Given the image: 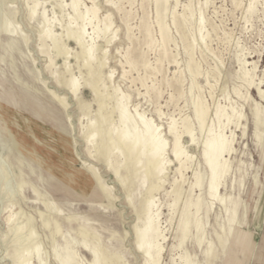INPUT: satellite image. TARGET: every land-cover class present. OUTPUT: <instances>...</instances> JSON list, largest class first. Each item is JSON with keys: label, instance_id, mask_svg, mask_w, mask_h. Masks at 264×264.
Segmentation results:
<instances>
[{"label": "rangeland", "instance_id": "374dc122", "mask_svg": "<svg viewBox=\"0 0 264 264\" xmlns=\"http://www.w3.org/2000/svg\"><path fill=\"white\" fill-rule=\"evenodd\" d=\"M30 1L0 0V29L8 19L15 32L0 31V264H62L59 258L70 252H75L80 264L92 260L144 264L138 245L150 201L155 202L151 213L163 232L159 264H185L182 256L187 254L190 264H264V125L257 124L253 114L255 102L264 108V0H170V8L178 2L177 14L183 13L177 27L170 10L157 15L156 0H122L120 10L96 0L101 14H110L113 21L111 35L100 26L96 39L91 37V24L86 23L81 34L71 0L63 11L54 1L40 4L31 18ZM42 9L48 18L64 21L62 26L53 23L54 32L45 46L48 53L40 51L38 37L44 23ZM159 18L169 27V43L162 44ZM147 28L151 37L144 34ZM60 47L66 53L61 54ZM128 51L140 54L138 65L130 67L126 62ZM190 53L192 67L200 70L194 78L188 67ZM50 56L53 67H48ZM156 66L162 69L153 71ZM72 75L81 84L77 92L70 89ZM199 95L210 107L205 126L219 128L215 114L219 106L243 114L244 134L234 123L226 128L235 135L223 202L221 188L218 200L207 192L203 158L207 127L200 129L192 104ZM126 98L128 105L122 103ZM136 109L162 130L154 135L138 119L140 149L128 147L122 135L124 117L132 119ZM172 120L178 129L187 120L195 130L193 144L186 135L181 139L192 156L183 178L168 133ZM154 147L160 149L156 157L150 154ZM111 154L118 159L116 172L108 167ZM163 158L169 163L163 165ZM89 167L98 172L107 195ZM195 173L201 175L200 187ZM176 181L182 184L178 196L171 192ZM198 200L201 206L196 213ZM13 212L14 220L8 225L7 217ZM27 217L29 228L20 233L25 236L21 238L16 233ZM186 219L189 231L181 244ZM17 236L25 238L18 246L13 242ZM94 240L100 247L92 244Z\"/></svg>", "mask_w": 264, "mask_h": 264}, {"label": "bare ground", "instance_id": "6f19581e", "mask_svg": "<svg viewBox=\"0 0 264 264\" xmlns=\"http://www.w3.org/2000/svg\"><path fill=\"white\" fill-rule=\"evenodd\" d=\"M51 1H54L56 2V6H58V8H60L62 11L63 9L68 5V2L67 0H31L30 4H29V10H28V16L31 18L33 17L34 13L36 12L38 6L41 4V5H44L46 3H49ZM256 1V0H255ZM258 1V0H257ZM91 4L90 5H82V3L80 2V0H71V2L69 1V3H71L74 7V10H75V19L79 21V25H80V29L81 30V34H85V25L86 23L88 24H91L93 26V32H92V39H96L98 38V36L96 35L97 33V29L100 27V26H105L107 29H108V32L110 33L111 35V32H112V26H113V21L111 19V16L110 14H101L100 12V8H98V6L96 5V0H90ZM124 2V1H123ZM105 3L112 6L113 8H116L118 10L121 9V6H122V0H105ZM142 3V2H141ZM170 0H156V13L157 15L160 17L162 14H163V11H168L170 10L171 14H172V21L173 23L176 25V27L180 24L179 22V17L181 16L182 17V14L180 16H178L179 14H177V11H176V7H177V3L178 2H175L176 4L174 6H172V8H170ZM236 3V2H235ZM254 3V2H253ZM252 3V4H253ZM55 4V3H54ZM121 4V5H120ZM143 4V3H142ZM142 4H141V7H142ZM144 5V4H143ZM190 5V4H189ZM189 5H188V8H189ZM238 5V4H237ZM131 6V5H130ZM125 7V6H124ZM140 7V8H141ZM187 7V6H185ZM252 7V6H250ZM125 9V8H124ZM133 9V8H132ZM142 9V8H141ZM192 9V8H191ZM43 10V9H42ZM45 10V9H44ZM43 10L42 13V16H40V18L42 17L41 20H43V22H41V20L39 21V23H43L42 25V28L39 29V33H38V37H39V41H41V50L42 52H46L48 53V51H46L45 49V46L48 44V39L50 38L51 36V32H54V28H53V23L54 22H58L61 26L63 25V18H48V16L45 14V11ZM249 10V9H248ZM252 10V9H251ZM130 11V10H129ZM127 11V12H129ZM122 12V11H120ZM124 12V11H123ZM134 12V11H133ZM194 11L192 10V13ZM9 13H11V17H13L14 15V11L12 12L9 11ZM8 13V17L6 18H9L10 17V14ZM40 13V15H41ZM130 14V13H129ZM135 14V13H134ZM187 14V13H186ZM166 15V14H164ZM185 15V14H184ZM189 15V14H188ZM53 16V15H52ZM56 16V15H55ZM130 16V15H129ZM194 16V15H193ZM72 16L69 17V19L71 20ZM121 17V16H120ZM189 17V16H188ZM129 18V17H128ZM185 18V17H184ZM10 19V18H9ZM130 19V18H129ZM161 18H159V27H160V30H161V34H162V37H163V43L162 44H166V43H169L171 41V34H170V30L168 29V25H166L165 21L163 20H160ZM187 19V18H186ZM185 19V20H186ZM189 19V18H188ZM187 19V21H188ZM75 20V21H76ZM192 20V19H191ZM6 22L4 23L3 27H2V30L0 29V31H3L1 33H7V34H11V35H14L15 32L13 33V28L10 26L11 23V20H8L6 19L5 20ZM11 22V23H10ZM72 22V21H70ZM131 22V21H130ZM40 23V24H41ZM50 23V24H49ZM73 23V22H72ZM76 23V22H75ZM172 23V22H171ZM186 23V22H185ZM131 24V23H130ZM128 24V25H130ZM198 24V23H197ZM187 25V24H186ZM200 27L202 26V20L199 21V24H198ZM70 26V25H69ZM184 26V25H183ZM182 26V27H183ZM14 27V26H13ZM41 27V26H40ZM75 27V26H73ZM174 27V26H173ZM174 27V28H176ZM15 28V27H14ZM72 28V26H71ZM79 28V26L77 27ZM181 28V26H180ZM12 29V30H11ZM17 29V28H16ZM15 29V30H16ZM73 29V28H72ZM188 29V28H187ZM213 29V28H212ZM176 30V29H175ZM180 30V29H179ZM11 31V32H10ZM18 31V29L16 30V32ZM214 31V30H213ZM76 32V31H75ZM129 32V38H131V34H130V29L128 30ZM177 32V31H176ZM183 32V31H182ZM21 33V32H20ZM19 33V34H20ZM179 33V32H178ZM18 34V33H17ZM16 34V36H17ZM115 34V33H114ZM113 34V35H114ZM144 34L148 37H151L152 36V31L147 28L144 32ZM188 34V33H187ZM19 36V35H18ZM24 36V35H22ZM185 36V35H184ZM211 36V35H210ZM66 37V36H65ZM100 37V36H99ZM22 39L26 40L28 42V39L26 37V35L24 37H21ZM53 38V37H52ZM62 38V37H61ZM82 38H84L82 36ZM101 38V37H100ZM112 38H114L112 36ZM211 39V38H210ZM209 39V40H210ZM82 41H84V39H81ZM50 41V40H49ZM55 41V39H54ZM186 41V40H185ZM188 41V40H187ZM80 42V41H79ZM85 42V41H84ZM207 42V41H206ZM83 43V42H81ZM187 43V42H186ZM84 44V43H83ZM188 44V43H187ZM205 44V43H204ZM14 45V43H13ZM58 45V44H57ZM86 45V43H85ZM49 46V45H48ZM53 46V45H52ZM87 46V45H86ZM91 47H94V45H90ZM207 46V45H206ZM50 47V46H49ZM55 47V46H54ZM58 47V46H57ZM90 47V48H91ZM188 47V46H187ZM191 47V46H190ZM61 50L59 51L61 54L62 53H66V50L65 48L63 47H60ZM59 48V49H60ZM210 48V47H209ZM208 48V49H209ZM50 49V48H49ZM67 49V47H66ZM92 49V48H91ZM130 49V48H129ZM207 49V48H206ZM68 50V49H67ZM128 50V49H127ZM205 50V49H204ZM132 51V50H131ZM190 51V50H189ZM203 51V50H202ZM51 52V51H50ZM88 52V50H87ZM129 52V51H128ZM69 53V52H68ZM44 54V53H43ZM85 54L86 51H85ZM215 54V53H214ZM64 55V54H63ZM62 55V56H63ZM89 55V54H88ZM136 56L133 55L132 52H129L128 56H127V61L130 65V67H133L136 65H138L137 63V60H138V57L140 56V54H135ZM217 55V54H216ZM215 55V56H216ZM61 56V55H60ZM87 56V55H86ZM91 56H94V55H91ZM190 58H189V64H188V67H189V72L191 73L190 75L194 78L196 76H198L200 73L198 70V68H193L192 67V61H193V56H192V53H190ZM66 57V56H65ZM70 57V55H69ZM68 57V58H69ZM88 57V56H87ZM95 57V56H94ZM90 58V56H89ZM66 59V58H65ZM94 59V58H93ZM55 60V59H54ZM67 60V59H66ZM89 60V59H87ZM84 59V62L87 61ZM171 60V59H170ZM174 60H175V57H174ZM69 61V60H68ZM177 61V60H175ZM137 62V63H136ZM88 63V62H87ZM93 63V62H92ZM103 63V62H102ZM55 64V62H54ZM67 64V63H66ZM104 64V63H103ZM194 64V63H193ZM145 66L147 65V62H145L144 64ZM245 65V63H244ZM48 66V65H47ZM67 66V69L70 70L68 68L69 65H66ZM88 66V65H87ZM48 67H53V60L50 56V62H49V66ZM163 67V66H162ZM200 67V66H199ZM86 68V66H85ZM201 68V67H200ZM199 68V69H200ZM215 68V67H214ZM72 69V68H71ZM158 69H162L161 67H152V70L153 71H157ZM214 70V69H213ZM66 71V70H64ZM71 71V70H70ZM69 71V73H70ZM88 71V70H87ZM218 72V71H216ZM180 73V71H179ZM245 75L247 74V71L244 72ZM71 74V73H70ZM182 74V72H181ZM202 74V73H201ZM216 74V73H215ZM183 76V75H182ZM77 78V77H76ZM74 77V75H72V78L70 79V82H71V88L72 89V92H77V90L79 89L80 87V82ZM87 78V77H86ZM179 78V77H178ZM177 79V78H176ZM207 79V78H206ZM90 80V79H89ZM144 80V79H143ZM141 81V80H140ZM143 82V81H142ZM181 82V81H180ZM168 83V81H167ZM166 83V84H167ZM197 83V82H196ZM178 84V83H177ZM194 83H192L191 85V91L193 90L194 88ZM170 86V85H169ZM174 86V85H172ZM198 86V84H197ZM151 87V86H150ZM200 87V86H199ZM257 89L259 91V93H261L262 95V89L260 88V84H258L257 86ZM82 88V87H81ZM152 88V87H151ZM201 88V87H200ZM213 88V87H212ZM154 89V88H153ZM202 89V88H201ZM80 90V89H79ZM148 90V89H147ZM151 90V89H150ZM200 90V89H199ZM202 92V91H201ZM93 93V92H92ZM198 93V92H197ZM54 99H56L61 105L62 104V100H59L56 96L52 95L51 93H49ZM77 95V93H74ZM180 94V93H179ZM264 94V93H263ZM75 95V96H76ZM198 95V94H197ZM202 95V94H201ZM95 97V96H94ZM125 97V96H124ZM129 97V96H128ZM173 97V96H172ZM180 97V96H179ZM62 98V97H61ZM78 98V97H77ZM131 99V98H129ZM193 99V98H192ZM128 98L126 99H122V103L124 105H128ZM204 99L199 95L197 97V99L194 100V102H192V104L194 105V113H195V116H196V119H197V122H198V125L200 127V129H204L205 127H207V134L205 135V138L203 140V158H204V161H205V164L207 165V170H208V181H207V192L209 194L210 197H212V199H219V190L221 188V202L224 201V197L222 195V191H223V187L224 185L227 183V180H228V175H229V172H230V166H229V163L228 161L230 157H232V155L234 154V146H233V141H234V135L235 133L232 132V134H228L226 132V128L234 123L236 125V129L238 127H241V119L243 117V114L242 113H238L236 112V109H232V111H229L228 109H226L225 107H217L216 109V117H217V123H218V129H214L212 125H206V120H207V116H208V112H209V108L208 106L205 104L206 102L203 101ZM130 101V100H129ZM96 102V101H95ZM121 104V103H120ZM64 107V106H63ZM88 109V108H87ZM129 109V108H128ZM127 110V109H126ZM133 110V109H132ZM100 111V109H99ZM131 113V112H130ZM134 114V115H133ZM132 115V119L130 118H125V130L123 131V139L125 141V144L130 147V148H134V149H140L141 146L143 145V138L139 132V130L137 129L136 127V121L139 119L141 120V122L147 126V128L152 131V133L154 135H159V133H161L162 130H160V126L159 125H155L151 120L147 119V118H144L143 115L137 111L136 109V112L133 113ZM253 114L255 116V119H256V122L257 124H262L264 125V108L263 106L261 105L260 102H255L254 104V108H253ZM118 115V114H117ZM159 115H161V112H159ZM99 117V116H98ZM114 119V118H113ZM114 121V120H113ZM154 121V120H153ZM89 122V121H88ZM213 122V120H212ZM193 123H190L189 121L185 120L184 123H183V126L180 127L179 129L177 128L176 126V122L175 120H172V122H170L169 126H168V133H170L173 137V153H174V156H175V160L178 162L177 164H179L177 170L178 172L181 174V177L183 178V170L186 169V168H189V164L191 162V159H192V156L190 154H188L187 152V149L185 150L184 149V146L182 145V142H181V139L184 135H186V137H188L190 139V142L193 144L196 140V137H195V130L193 128ZM86 126V125H85ZM142 126V125H141ZM242 130V133L244 134L245 130L244 128H240ZM143 130H144V127H143ZM90 131V130H89ZM93 131H94V128H93ZM91 132V131H90ZM145 132V130H144ZM150 133V132H149ZM148 133V135H149ZM96 133H94L95 135ZM163 134V133H162ZM147 135V134H145ZM164 136V135H163ZM257 136H259V134H257ZM93 137V136H92ZM151 137V135H150ZM162 137V136H161ZM165 137V136H164ZM158 139V138H157ZM89 140V139H87ZM100 140V139H99ZM150 140V139H149ZM95 141V140H94ZM164 141V139H163ZM151 142V141H150ZM154 142V141H153ZM90 143V142H89ZM96 144V143H95ZM149 144V143H148ZM169 144V143H168ZM99 147V146H98ZM152 147V146H151ZM100 149V148H99ZM166 149V148H165ZM97 151V150H96ZM160 151V149L158 147H154L153 150L151 151V156L152 157H156V155L158 154V152ZM187 151V152H186ZM102 152V151H101ZM111 153H114L113 151H110ZM99 154V153H98ZM166 154V153H165ZM164 154V155H165ZM101 156V155H100ZM118 156V154H117ZM110 157V156H109ZM167 157V156H166ZM104 158V157H103ZM168 158V157H167ZM120 159V158H119ZM169 159V158H168ZM105 160V158H104ZM161 160V159H160ZM166 159L163 158V165H165L166 163H169L168 161L165 162ZM103 161V159H102ZM108 161V160H107ZM138 161V160H137ZM108 163V167L112 170H114L116 172L117 170V167H118V159L116 157L115 154H111V158L109 159V161L107 162ZM120 163H121V160H120ZM120 166V165H119ZM139 167V166H138ZM164 167V166H163ZM124 168V167H123ZM152 168V167H151ZM156 168V167H155ZM92 174H93V177L94 179L100 184V187L102 189V191L104 193H106L107 195V190H106V185L104 186L102 184V182L100 181L99 177H98V172L96 173V171L93 169V167H89L88 168ZM119 169V168H118ZM166 169V167H165ZM161 170V169H160ZM139 172V171H138ZM138 176V175H137ZM154 176V175H153ZM195 176H196V182L195 184L196 185H199L198 187H200L201 185V175L200 173H195ZM163 179V178H162ZM137 180V179H136ZM180 180V179H179ZM146 181V180H145ZM165 181V180H164ZM183 181V180H182ZM163 183V182H162ZM162 185V184H161ZM182 184L179 183L178 181L175 182V185L174 187L172 188V193H175L176 196H178L180 193H181V190H182ZM157 187V186H155ZM197 188V187H196ZM132 189V188H131ZM154 189V188H153ZM153 196V195H151ZM173 196V194H172ZM10 199V198H9ZM130 199V198H129ZM176 200V197L174 198V201ZM191 201V200H190ZM11 203V202H9ZM8 203V204H9ZM155 202L153 201H150L148 203H146V219H145V222H144V226L142 225V229H143V236H142V239L138 245V248L140 249V251H143L144 253V264H159V258H160V255H161V252H162V245L160 243V239L161 237H163V232L162 230L158 227V224H157V220L155 218V216H153V214L151 213V210L153 208V204ZM5 205V204H4ZM7 205V204H6ZM5 205V206H6ZM190 205H191V202L186 204L185 205V208L184 209V213L185 215H188L189 214V208H190ZM171 206H172V203H171ZM196 206V213L199 212L200 210V201L198 200L195 205ZM8 206H6L7 208ZM144 208V207H143ZM142 208V209H143ZM5 209V208H3ZM7 209H10V211L12 212V208H7ZM6 209V210H7ZM171 209V207L169 208ZM4 211V210H3ZM10 213V212H9ZM17 213V212H16ZM142 214V213H141ZM144 214V213H143ZM9 215V214H8ZM144 216V215H143ZM172 216V215H171ZM198 216V215H197ZM14 212L12 214H10L8 217H7V223L8 225H10L12 223V221L14 220ZM141 218V217H140ZM170 218V217H169ZM197 217H195L196 219ZM182 220V219H181ZM18 221V220H17ZM29 223H30V220L29 218L27 217V220L24 221V225L23 227L21 228V226L19 225V229L21 228L22 230L19 232V230H17V233L15 232V228L13 226V230H14V234H18L19 237L23 238L24 235H21L20 233H25L26 230L29 228ZM201 223L199 220L196 221V228L198 231L201 230ZM17 227V226H16ZM11 229V228H10ZM139 230V229H137ZM196 230V231H197ZM141 231V230H140ZM139 231V233H140ZM182 231L184 233V238L181 240V244L184 242V239L186 238L187 234H188V231H189V220H185L183 225H182ZM13 234V235H14ZM17 236V240L16 239V236L15 239L13 237V242L14 241H17V246L18 245H21L23 244L25 240L21 238H19ZM98 236V235H97ZM96 236V237H97ZM25 237V236H24ZM84 238V236H83ZM137 239V238H136ZM13 242L10 241V243L12 244ZM203 240L202 239H199V243L202 244ZM37 244V243H36ZM88 244V243H87ZM92 244L95 246V247H100V244L98 241L94 240L92 242ZM14 245V243H13ZM16 245V244H15ZM37 247V246H36ZM55 247V246H54ZM180 247V246H179ZM38 248V247H37ZM36 248V249H37ZM65 248L68 249V242L65 246ZM40 249V248H39ZM142 253V254H143ZM26 255V254H25ZM183 258H185V264H190V261L188 259V254L185 255V256H182ZM60 262L62 264H80V263H77L76 260H75V252H70L69 254L67 255H64V256H61L59 258ZM16 262V261H15ZM20 263V261L18 262ZM42 264H44V262H41ZM14 264V262H13ZM16 264V263H15ZM22 264H30L28 262H24ZM91 264H97L95 260H92L91 261Z\"/></svg>", "mask_w": 264, "mask_h": 264}]
</instances>
